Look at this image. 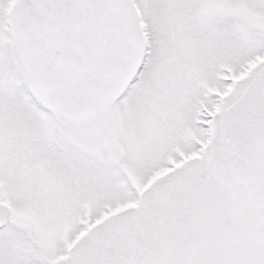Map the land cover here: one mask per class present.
<instances>
[{"label":"snow or ice","instance_id":"obj_1","mask_svg":"<svg viewBox=\"0 0 264 264\" xmlns=\"http://www.w3.org/2000/svg\"><path fill=\"white\" fill-rule=\"evenodd\" d=\"M0 264H264V0H0Z\"/></svg>","mask_w":264,"mask_h":264}]
</instances>
